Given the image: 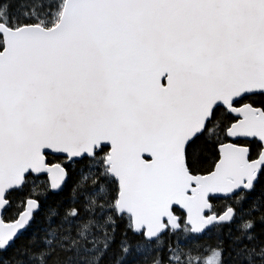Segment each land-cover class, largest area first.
I'll return each mask as SVG.
<instances>
[{
	"label": "snow or ice",
	"instance_id": "obj_1",
	"mask_svg": "<svg viewBox=\"0 0 264 264\" xmlns=\"http://www.w3.org/2000/svg\"><path fill=\"white\" fill-rule=\"evenodd\" d=\"M0 264H264V0H0Z\"/></svg>",
	"mask_w": 264,
	"mask_h": 264
}]
</instances>
